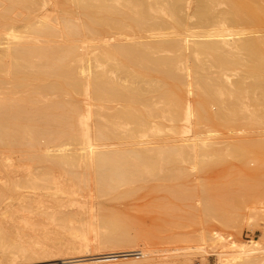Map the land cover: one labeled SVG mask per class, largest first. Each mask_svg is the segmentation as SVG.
Returning a JSON list of instances; mask_svg holds the SVG:
<instances>
[{
	"label": "bare ground",
	"instance_id": "obj_1",
	"mask_svg": "<svg viewBox=\"0 0 264 264\" xmlns=\"http://www.w3.org/2000/svg\"><path fill=\"white\" fill-rule=\"evenodd\" d=\"M260 99L264 0H0V152L27 162L18 181L0 187V214L10 215L8 225L0 222V261L44 257L48 242L66 237L74 255L136 247L126 222L100 216L76 195L111 196L157 179L169 164L201 161L214 144L189 141L213 132L264 134V119L248 118ZM248 105L256 107L244 113ZM183 121L194 127L177 124ZM13 187L54 190L53 204L22 195L12 209ZM31 213L54 225L42 239L29 234L37 226ZM259 245L236 244L219 264H264ZM147 254L58 264H118Z\"/></svg>",
	"mask_w": 264,
	"mask_h": 264
},
{
	"label": "rangeland",
	"instance_id": "obj_2",
	"mask_svg": "<svg viewBox=\"0 0 264 264\" xmlns=\"http://www.w3.org/2000/svg\"><path fill=\"white\" fill-rule=\"evenodd\" d=\"M192 4L195 6L194 1ZM192 4L191 13L194 10ZM193 21L194 17L190 22ZM194 22L196 25V20ZM210 69L209 74L212 73ZM211 70L214 72V69ZM36 83V80H31L30 86ZM77 96L83 99L82 95ZM263 100H259L260 105L257 104V107L254 105L257 110L248 105V111L244 113L255 110L246 117L256 115L254 120H263L264 113L259 107ZM253 101L258 102L256 98ZM83 120L92 125L91 118ZM154 122L170 124L161 119ZM177 124L187 125L191 129L194 127L192 123L184 121ZM229 133L223 135L213 132L203 139L205 141L192 139L189 142L199 148L203 142L214 144L213 150L209 153L206 150L203 160L198 162L167 165L157 179L138 181L132 186L120 188L111 196H97L90 189L80 194V197L76 195L80 201H87L88 206L93 207L100 216L115 217L126 222L131 237L139 238L136 247L92 248L89 252L82 250L74 255L68 252L71 243L70 238L66 237L59 243L48 242V255L44 254V257L19 256L17 260H3L0 264H58L73 257H107L141 249H146L148 254L144 257H121L118 264H219V255L230 253L233 250L231 247L236 244L252 245L258 241L259 246L264 247V134ZM176 138L180 139L178 136ZM41 147L47 145L42 142ZM9 164L20 167L11 171L7 167ZM26 164L15 151L0 152V187H11L18 181V176L27 169ZM53 173L59 181L65 182L62 173L56 170ZM54 192L13 187L9 191L11 199L6 202H13L12 209H16L21 196L25 195L38 201L40 199L42 205L49 206L53 204ZM76 207L72 205L70 208ZM7 215L4 218L0 214V222L4 225L9 224L10 215ZM29 216L37 225L34 232H29L33 237L42 239L44 231L54 229L52 224L40 223L35 214ZM17 223H22L21 219Z\"/></svg>",
	"mask_w": 264,
	"mask_h": 264
}]
</instances>
